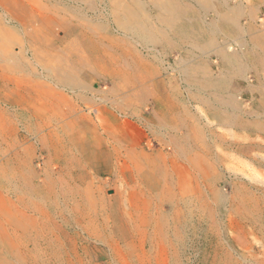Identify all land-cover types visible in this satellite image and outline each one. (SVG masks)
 I'll list each match as a JSON object with an SVG mask.
<instances>
[{
    "label": "rangeland",
    "instance_id": "obj_1",
    "mask_svg": "<svg viewBox=\"0 0 264 264\" xmlns=\"http://www.w3.org/2000/svg\"><path fill=\"white\" fill-rule=\"evenodd\" d=\"M0 264H264V0H0Z\"/></svg>",
    "mask_w": 264,
    "mask_h": 264
}]
</instances>
